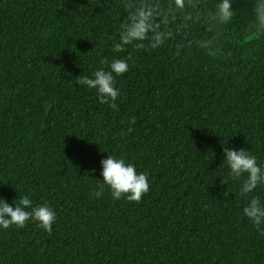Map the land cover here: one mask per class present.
<instances>
[{
	"label": "trees",
	"instance_id": "1",
	"mask_svg": "<svg viewBox=\"0 0 264 264\" xmlns=\"http://www.w3.org/2000/svg\"><path fill=\"white\" fill-rule=\"evenodd\" d=\"M119 2L0 0V196L57 215L51 233L0 229V264H264L222 163L225 146L264 160V36L245 0L214 50L191 41L215 0H192L187 46L115 54L131 61L113 110L77 79L113 57ZM111 153L148 173L139 202L92 195Z\"/></svg>",
	"mask_w": 264,
	"mask_h": 264
},
{
	"label": "clouds",
	"instance_id": "2",
	"mask_svg": "<svg viewBox=\"0 0 264 264\" xmlns=\"http://www.w3.org/2000/svg\"><path fill=\"white\" fill-rule=\"evenodd\" d=\"M245 9L250 20V30L264 36V0H245ZM195 5L192 0H120L121 12L116 38L108 37L111 59L101 58L99 67L90 75L79 76L77 83L85 89L95 91L99 104H107L110 109L118 110L116 103L120 89L116 86V77L128 71L131 57L120 58L115 54L127 48L158 50L169 41L177 40V48L189 43L186 39L193 29ZM237 15L234 0H215L207 22V36L191 41L199 49L206 51L215 48L223 35V29ZM122 17V19H121ZM131 122L122 135L131 132ZM222 163L227 167L231 179L238 182L235 196L244 198L242 215L258 231L264 233V197L259 190L264 189V160L246 148H222ZM100 179L92 193L99 198L105 189L113 200L122 196L128 201L139 202L149 191V178L146 171L137 170L132 162H126L123 156L113 153L100 160ZM57 219L56 212L47 202L33 204L30 197L20 195L10 204L0 196V229L10 226L21 228L31 221L51 233Z\"/></svg>",
	"mask_w": 264,
	"mask_h": 264
}]
</instances>
